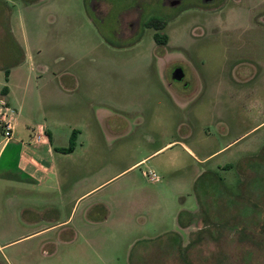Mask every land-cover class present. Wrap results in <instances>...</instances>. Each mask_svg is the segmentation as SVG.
I'll use <instances>...</instances> for the list:
<instances>
[{
    "label": "rangeland",
    "instance_id": "1",
    "mask_svg": "<svg viewBox=\"0 0 264 264\" xmlns=\"http://www.w3.org/2000/svg\"><path fill=\"white\" fill-rule=\"evenodd\" d=\"M181 2L0 0L29 57L0 154V264H264V0ZM38 126L47 177L19 158Z\"/></svg>",
    "mask_w": 264,
    "mask_h": 264
},
{
    "label": "crops",
    "instance_id": "2",
    "mask_svg": "<svg viewBox=\"0 0 264 264\" xmlns=\"http://www.w3.org/2000/svg\"><path fill=\"white\" fill-rule=\"evenodd\" d=\"M2 12L3 11L0 8V17ZM7 23V21L3 25L0 23V101H3L9 108L12 106L15 114L19 116V112H17V110L22 109V103L17 99H13V93L16 88L21 90V92L27 91L29 76L23 73L22 66L26 59H29V57L26 52V48L22 46V43L16 38L12 26ZM2 32H4V37L1 36ZM2 72L4 73L3 80L1 78ZM4 88H6V93L2 95ZM59 89L61 90L62 88ZM2 96L4 97V100H2ZM11 100H14L13 103H11ZM12 104H14L15 107ZM28 137L31 139L30 142L27 143V145L26 143L21 144L19 158L23 167L31 169L34 173H40L43 177H47L51 170H55V167L51 166L50 169L43 167L40 164L39 157L34 154V151L44 146H48L47 152L50 156H52V141L47 135V132H45L44 128L41 126H38L35 130H33ZM11 141L12 140L2 143L0 146V154L4 153L5 147L11 143ZM23 152H28V155H24Z\"/></svg>",
    "mask_w": 264,
    "mask_h": 264
},
{
    "label": "flooded vegetation",
    "instance_id": "3",
    "mask_svg": "<svg viewBox=\"0 0 264 264\" xmlns=\"http://www.w3.org/2000/svg\"><path fill=\"white\" fill-rule=\"evenodd\" d=\"M165 1H167V3H168L169 6H174V7H178L182 3L181 0H165ZM201 2L204 3V0H201ZM94 13L95 14L97 13L96 10H94ZM115 21H116V23L119 24L123 20H121V17H119ZM138 22H139V18L137 17V19H135L133 21H130L128 23V25H129L130 28H133ZM177 68H181L182 69V72H183V77L180 80H176L173 77V73H174V71ZM167 76L169 77L170 85H174L176 87V88L174 87L175 90H178V91H181V92H186L187 90L193 89L192 92H194L197 89V85H194V84L191 83L190 76L187 75V73L185 72V70L181 66H179V65L172 66L170 68Z\"/></svg>",
    "mask_w": 264,
    "mask_h": 264
},
{
    "label": "built area",
    "instance_id": "4",
    "mask_svg": "<svg viewBox=\"0 0 264 264\" xmlns=\"http://www.w3.org/2000/svg\"><path fill=\"white\" fill-rule=\"evenodd\" d=\"M0 128L3 133L5 142H8L12 139L14 132V114L15 111L9 107H7L3 101H0ZM146 177L149 178L152 182H157L159 178L155 173L150 172L149 174H145Z\"/></svg>",
    "mask_w": 264,
    "mask_h": 264
},
{
    "label": "trees",
    "instance_id": "5",
    "mask_svg": "<svg viewBox=\"0 0 264 264\" xmlns=\"http://www.w3.org/2000/svg\"><path fill=\"white\" fill-rule=\"evenodd\" d=\"M166 22L160 18H156V17H151L150 19H147L143 22V27L144 28H153L156 31L157 30H162L165 28ZM154 39L157 45H165L167 42V38L165 35H159V34H155L154 35ZM6 93V88L3 89L2 91V95H4ZM6 105V104H5ZM7 106V105H6ZM75 133V132H74ZM73 137L71 138V145L68 149L66 150H61L64 153H70L73 149L74 143L73 142ZM220 181V180H219Z\"/></svg>",
    "mask_w": 264,
    "mask_h": 264
},
{
    "label": "water",
    "instance_id": "6",
    "mask_svg": "<svg viewBox=\"0 0 264 264\" xmlns=\"http://www.w3.org/2000/svg\"><path fill=\"white\" fill-rule=\"evenodd\" d=\"M212 1H214V0H204V3L207 4V3H211ZM173 77L176 80H180L183 77L182 69L177 68L173 73Z\"/></svg>",
    "mask_w": 264,
    "mask_h": 264
}]
</instances>
